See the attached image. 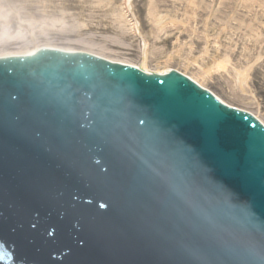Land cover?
<instances>
[{"label": "water", "instance_id": "1", "mask_svg": "<svg viewBox=\"0 0 264 264\" xmlns=\"http://www.w3.org/2000/svg\"><path fill=\"white\" fill-rule=\"evenodd\" d=\"M0 264H264V126L177 71L0 59Z\"/></svg>", "mask_w": 264, "mask_h": 264}, {"label": "rangeland", "instance_id": "2", "mask_svg": "<svg viewBox=\"0 0 264 264\" xmlns=\"http://www.w3.org/2000/svg\"><path fill=\"white\" fill-rule=\"evenodd\" d=\"M124 3L0 0V56L52 47L141 66L142 41ZM132 11L148 70L194 77L264 124V0H133Z\"/></svg>", "mask_w": 264, "mask_h": 264}, {"label": "bare ground", "instance_id": "3", "mask_svg": "<svg viewBox=\"0 0 264 264\" xmlns=\"http://www.w3.org/2000/svg\"><path fill=\"white\" fill-rule=\"evenodd\" d=\"M132 2H133V0H125V3H124V5H125V8H124L125 9L124 16L130 22V24L132 26V29L136 33V35H138V36L141 37L142 35H141V32H140V24L137 23L136 21L133 22V20L131 19L130 10L132 11ZM142 46H143V55H142L143 56V63L141 64V66H138V65L136 66L134 64H130V63L123 62V61H117V62L118 63H122V64H127V65L129 64V65L136 66V67H141V69H143L147 73L152 72V71L148 70L147 67H146V59H147V57H146L147 56L146 55V49H147V44H146V41L143 38H142ZM57 49H61V48H57ZM61 50H64V51H78V50H67V49H61ZM32 53H34V51H30V52H27V53H24V54H32ZM11 55L13 56V55H23V54H9L7 56H11ZM0 57H3V56H0ZM111 61H114V60H111ZM217 67H218V69H224L226 67V62L225 61H222V62L217 63ZM168 71H170V70H167V71H156V72L157 73L164 74V73H167ZM181 73H183V72H181ZM183 74L186 75L185 73H183ZM186 76H188V75H186ZM188 77L191 78L193 81H195L201 87L205 88L203 86V84L201 83V81H199L196 78L191 77V76H188ZM218 99H220V98H218ZM222 102L225 103L224 101H222ZM226 105H228V104H226Z\"/></svg>", "mask_w": 264, "mask_h": 264}]
</instances>
